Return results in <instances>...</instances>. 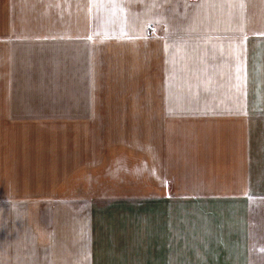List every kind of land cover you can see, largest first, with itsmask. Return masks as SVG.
Masks as SVG:
<instances>
[{
  "label": "crops",
  "instance_id": "obj_1",
  "mask_svg": "<svg viewBox=\"0 0 264 264\" xmlns=\"http://www.w3.org/2000/svg\"><path fill=\"white\" fill-rule=\"evenodd\" d=\"M48 16L0 2V214L52 203L82 215L55 229L93 235L98 206L136 199L152 208L154 264H264V0H143L82 38L56 37L66 19ZM45 85L68 97L65 122H81L86 100L103 102L100 122L17 125L12 97H44ZM50 146L61 157L44 160Z\"/></svg>",
  "mask_w": 264,
  "mask_h": 264
},
{
  "label": "rangeland",
  "instance_id": "obj_2",
  "mask_svg": "<svg viewBox=\"0 0 264 264\" xmlns=\"http://www.w3.org/2000/svg\"><path fill=\"white\" fill-rule=\"evenodd\" d=\"M16 1L18 14H33L34 17L44 14L49 15V19L55 21L57 14H60L59 19L62 21L66 19L65 22L51 29L52 34L61 38H82L88 33V27L94 26L96 19L99 30L104 25L106 15L119 19L122 14L134 13L143 3V0ZM99 19L104 21H99ZM32 24L41 23L34 19ZM19 26L20 22L18 23ZM35 29L39 28L35 26ZM2 55L0 54V56ZM21 60L32 61L34 59L33 56H30ZM58 60L60 59L57 51L49 52L43 58L45 62L56 63ZM49 88V85L42 87L44 97H12L17 112V125L24 122L22 120L33 119L30 123L38 129L46 128L53 131L57 128L71 127L72 124L92 125L93 127L100 122L101 119L97 117V111L102 108L103 102H89L87 100L82 102L84 106L81 107V110L85 116L80 119L81 122H65L70 119L68 112L72 110L71 103L68 97H49L51 95L48 94ZM51 88L60 90L59 86H52ZM2 94L3 91H0V97L4 98ZM131 105L130 101V113L133 108ZM81 110L80 106H77V111ZM61 111L64 116H60ZM74 129L69 128L72 131ZM67 136L71 141L69 147H76L80 143L77 142L79 137L74 132H70ZM31 152L27 151L28 154L32 155L30 156L32 161L35 164L39 163L40 159ZM61 153L57 147L50 146V148L43 150V158L44 160L59 158ZM17 162L19 163V161ZM116 188L120 190L122 186ZM50 209H52V203L18 200L15 214H0V226H2L0 231V264H77L80 255H91L92 253L97 256V264H154L155 258L159 259L163 255L158 248L157 252L154 249L153 214L151 205L147 203L137 204L136 199L127 201L123 198H116L113 199L111 205L98 206L97 209L101 213L94 214L93 235L90 227L92 214L88 215L87 223L81 221V224H89V229H81V231L80 229L61 230L55 229L56 223L77 221V218L82 215L70 212L57 214L51 212ZM9 216L11 218L10 224H16V228L12 229L10 235L7 228ZM78 222L73 225H78ZM64 224L67 225V223Z\"/></svg>",
  "mask_w": 264,
  "mask_h": 264
}]
</instances>
